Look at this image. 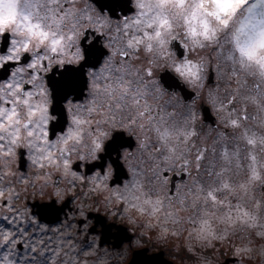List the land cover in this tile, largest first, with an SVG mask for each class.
Returning <instances> with one entry per match:
<instances>
[{"label": "snow or ice", "instance_id": "snow-or-ice-1", "mask_svg": "<svg viewBox=\"0 0 264 264\" xmlns=\"http://www.w3.org/2000/svg\"><path fill=\"white\" fill-rule=\"evenodd\" d=\"M129 2L132 14L113 19L98 0H0V69L17 65L0 77V209L12 214L0 216L8 225L0 226V264H18V245L31 264H86L90 253L108 264L90 240L79 247L72 224H40L55 240L33 234L20 243L31 231L23 222L38 221L15 202L38 183L42 193L53 172L73 188L86 182V196L122 206L161 242L186 233L209 246L239 236L236 251L247 255L264 241V0ZM174 46L195 58L181 51L177 59ZM54 66L65 67L56 89L66 105L62 124L45 79ZM161 68L193 90L190 103L158 78ZM200 95L217 117L208 129L195 107ZM112 152L125 161L115 179L107 162L87 177L80 163L74 170V159Z\"/></svg>", "mask_w": 264, "mask_h": 264}, {"label": "flooded vegetation", "instance_id": "flooded-vegetation-1", "mask_svg": "<svg viewBox=\"0 0 264 264\" xmlns=\"http://www.w3.org/2000/svg\"><path fill=\"white\" fill-rule=\"evenodd\" d=\"M104 13L106 15L111 16L109 12H104ZM3 45H4V38L0 37V50H2ZM174 51L179 58V55L177 54L175 49ZM23 63H24V60H21V64ZM15 66L17 65L9 64L5 68L0 69V77L7 78L8 74L12 70H14ZM63 68L64 66H60L58 70L54 66L53 69L45 75V79L49 80L50 76L53 75V73H55L54 77L58 78L59 71ZM165 71H167V69ZM163 72L164 71H162L161 73ZM182 83L185 84L183 81ZM186 87L190 89L187 85ZM190 90L193 91L192 89ZM172 91L177 94L180 93V91H176V90H172ZM181 96L183 98L182 94ZM72 99L74 100V97H72ZM184 102L190 103L191 100L189 101L184 100ZM203 105H206L205 100L200 95L198 98L195 99V107L200 112V116L202 117V125L204 126L205 129H208L209 127L213 126V124L210 122H205L204 115H203V109H202ZM53 106H54V98L52 100V108ZM65 106L66 105L64 102V108ZM211 112L215 116L214 110H211ZM57 117L59 119V115H57ZM58 119L56 123L58 122ZM62 123L63 122L58 123V124H62ZM56 132L57 134H60V129L57 128ZM121 151H124V149H121ZM103 155H104V159L97 160V161H92V160L77 161L74 159L73 160L74 170H77L75 168V165L77 163H80L81 167L78 169V171L80 174L87 177V176H90L94 171L100 170L96 167L98 164L107 162L108 165H110L113 169L116 170V172H114V179H115V177L120 172L123 171L121 166L125 164V161L121 160L120 153L118 152H113L111 156H108L106 153ZM113 162H116V163H113ZM19 163H21V161L18 160V164ZM24 164L25 166L23 167V171H25L29 175H34L36 170L34 168L27 167L26 166L27 162H24ZM90 168H94V169L89 172ZM57 181H59L58 184H57ZM58 192L60 193L59 195H57ZM87 192H88V187L86 185V182H78V186L73 188L68 184L67 179L63 178L60 175V173H56V172L52 173L50 184L48 187L44 189L42 193L39 190V183L37 184L36 190L29 189L27 194H24L19 201L15 202V206L18 209H22L26 207L30 213L37 214L36 220L38 221V223L36 225L28 224L27 220L23 222V228L25 231H28L29 229H31V231H28V236L32 237L34 234V236H36L38 239L43 238L45 241H47L48 238L51 236L53 240H55V234L53 231H47V234L39 231L40 224H43L46 230H54V229L63 230L69 224H72L73 227L70 229V231L73 236H76L78 238L80 242L79 243L80 248H84L86 241L90 240L92 243L96 245V250L99 249V250H104L108 252H113L117 250L125 251L126 249H129L131 250V252L133 250L135 251L136 248H134L135 244L133 243L135 238H133L131 244L126 243L128 241H125L120 248L114 247V242L118 241L117 240L118 229L112 224L125 225V226L127 225L124 222H121L114 218V216L111 213V210H112L111 206H107V211L106 209L102 208L101 197L92 196V195L86 196L85 193ZM46 204H52L53 208L55 209V212L49 214L48 219L45 220V219H42L39 211L42 207L40 205H46ZM94 214L95 215L99 214L100 216H95ZM4 215L11 216L12 214L8 213L6 209H0V216H4ZM47 220H51V221H47ZM82 222L84 225L83 235H80ZM0 226H3L4 228L8 227L7 223L4 222L3 220H0ZM104 227H111V237L108 243H105L104 245H102L101 244L102 237H103L102 231ZM93 229H95V231H93ZM28 236L22 238L20 243L21 244L25 243L24 241L28 239ZM17 248L21 250L24 247H20L18 245ZM180 264H183V263H180Z\"/></svg>", "mask_w": 264, "mask_h": 264}, {"label": "rangeland", "instance_id": "rangeland-1", "mask_svg": "<svg viewBox=\"0 0 264 264\" xmlns=\"http://www.w3.org/2000/svg\"><path fill=\"white\" fill-rule=\"evenodd\" d=\"M131 7H134V4H132ZM132 12L128 15H131ZM120 17L122 16H115L114 19ZM172 50L175 53L174 49ZM201 54L207 55V53L203 52ZM188 55H191L192 58H195L194 54L188 53ZM176 57L177 59H179L177 55ZM64 69L65 67L61 70ZM165 70L166 68L160 69V72L157 74L158 78H160V73ZM175 94L177 98L183 100L180 93ZM201 97L205 100L203 95H201ZM101 199L102 208L106 209L107 211V206L105 205V202L102 197ZM111 207V213L114 218L121 222H124L127 225L126 227L129 228V231L134 235L135 240L133 243L135 244V250L147 247L150 249L149 253H155L163 250L165 251V256L168 259L178 264H224L228 259L232 258L236 259L237 261L230 262V264H264V241L254 243L252 245L253 252L247 255L240 254L236 251L242 246V241L239 236H230L229 238L223 241L216 240L213 241L212 244L209 246H203L196 241H190L186 233L182 237L169 239L167 242H161L157 238L155 233L150 231L146 232V230L142 228L139 223H132L128 219V217L123 213L122 206L113 205ZM32 238L33 236H28V239H26L24 242H31ZM35 238L38 239L36 236ZM131 242L132 241H128L126 243L131 244ZM52 246L55 247V244H53ZM190 248L191 250H189ZM96 251L97 253H99L100 256H103L105 252L104 250L99 249H97ZM133 251L131 252V250L129 249H126L125 251H106L109 254L107 258L108 264H128L132 257ZM15 259L18 261V264H31V255L28 251V248L24 247L21 250L17 248ZM83 259L86 261V264H97V256L95 253H90L89 255L83 257Z\"/></svg>", "mask_w": 264, "mask_h": 264}, {"label": "water", "instance_id": "water-1", "mask_svg": "<svg viewBox=\"0 0 264 264\" xmlns=\"http://www.w3.org/2000/svg\"><path fill=\"white\" fill-rule=\"evenodd\" d=\"M98 4L100 7H103V11H108L112 17L120 16L119 13H122L123 16L128 15L133 11V7H131L132 3H130L129 0H98ZM174 49L176 50L178 55L180 54L181 51H184L182 48L179 47H175ZM76 67L78 68L79 66ZM64 71L65 69L59 71L58 78L54 77L55 73H53V75H51L49 79V81H51L50 87L53 88V98H54L53 109L55 110L56 114L59 115V119L57 123H61V122L65 123L67 121V116L66 113L64 112V102H65L64 94L62 91L56 90L58 88L57 82L60 81L61 79L60 73ZM85 71H87V69H82L76 72V75L79 77L82 87L86 84V79L83 75ZM162 75L165 76L168 83L172 85V90L180 91L185 101L191 100L190 98L192 97L193 91L188 89L186 85L183 84L182 81L176 75H174L173 73L169 74V70L161 73V76ZM73 97L75 99V96ZM202 109H203L205 122H210L213 124L214 120H216V117L212 114L209 107L207 105H203ZM93 169L94 168H90L89 172ZM40 206L42 207L39 213L41 214L42 219L45 220L48 219V215L55 212V209L53 208L52 204H46ZM95 216H100V215L96 214ZM47 221H51V220H47ZM112 225H114L118 229L117 231L118 241L114 242L115 248H120L125 241L133 240L134 235L129 231L128 227L124 225H116V224H112ZM102 234L103 237L101 244L104 245L105 243H108L111 237V227H104ZM149 252H150L149 248L137 249L133 251L132 257L128 264H175L173 261L169 260L165 256L164 251L155 252V253H149ZM236 261H237L236 259L232 258V259H228L224 264H230V262H236Z\"/></svg>", "mask_w": 264, "mask_h": 264}, {"label": "trees", "instance_id": "trees-1", "mask_svg": "<svg viewBox=\"0 0 264 264\" xmlns=\"http://www.w3.org/2000/svg\"><path fill=\"white\" fill-rule=\"evenodd\" d=\"M83 39V38H82ZM187 51V50H185ZM185 55H188V52H185ZM165 72V71H164ZM181 93V92H180ZM182 94V93H181ZM163 251V250H162ZM160 252V251H159ZM165 252V251H164ZM170 260V259H169ZM172 261V260H171ZM175 263V262H174ZM175 264H178V263H175Z\"/></svg>", "mask_w": 264, "mask_h": 264}, {"label": "clouds", "instance_id": "clouds-1", "mask_svg": "<svg viewBox=\"0 0 264 264\" xmlns=\"http://www.w3.org/2000/svg\"><path fill=\"white\" fill-rule=\"evenodd\" d=\"M133 4V3H132ZM104 12H107V11H104ZM110 14V13H109ZM121 15L120 16H122L123 17V14L122 13H120ZM160 76H161V73H160Z\"/></svg>", "mask_w": 264, "mask_h": 264}, {"label": "bare ground", "instance_id": "bare-ground-1", "mask_svg": "<svg viewBox=\"0 0 264 264\" xmlns=\"http://www.w3.org/2000/svg\"><path fill=\"white\" fill-rule=\"evenodd\" d=\"M114 19V18H113Z\"/></svg>", "mask_w": 264, "mask_h": 264}]
</instances>
